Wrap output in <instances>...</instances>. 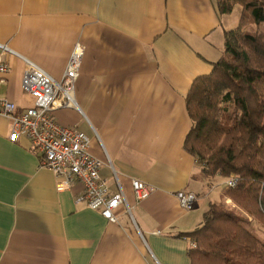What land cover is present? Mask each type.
Segmentation results:
<instances>
[{"label": "crops", "instance_id": "0c3cea01", "mask_svg": "<svg viewBox=\"0 0 264 264\" xmlns=\"http://www.w3.org/2000/svg\"><path fill=\"white\" fill-rule=\"evenodd\" d=\"M222 13L219 0H0V43L62 78L77 43L84 47L75 97L79 110L55 118L85 131L92 153L111 159L132 207L112 222L77 198L83 185L58 191L30 140L10 139L0 117V264H192L193 241L227 177H205L185 148L193 122L187 95L225 52L226 32L242 7ZM12 67L1 96L33 105L23 88L24 63ZM102 176L118 190L110 166ZM153 187L137 200L132 179ZM180 191L197 196L193 209ZM252 219V218H250Z\"/></svg>", "mask_w": 264, "mask_h": 264}, {"label": "trees", "instance_id": "16d2710c", "mask_svg": "<svg viewBox=\"0 0 264 264\" xmlns=\"http://www.w3.org/2000/svg\"><path fill=\"white\" fill-rule=\"evenodd\" d=\"M236 5L240 23L226 32L223 56L187 95L193 125L185 148L205 177L240 178L223 196L248 217L224 201L210 203L202 225L186 233L195 242L192 264H264V239L253 229V220L264 226V0H219L222 13Z\"/></svg>", "mask_w": 264, "mask_h": 264}, {"label": "built area", "instance_id": "2783aa9c", "mask_svg": "<svg viewBox=\"0 0 264 264\" xmlns=\"http://www.w3.org/2000/svg\"><path fill=\"white\" fill-rule=\"evenodd\" d=\"M85 47L77 43L70 55L62 78L49 74L37 63L0 43V90L11 72L6 55L19 57L24 63L23 88L25 93L33 98V105L20 109L18 105L0 93V117L5 118L10 125V139L17 141L20 137L30 140L33 148L41 155V165L52 170L56 178L58 191L69 190L81 183L83 192L77 201L84 202L91 209L100 211L112 222L119 221L116 211L124 207L132 215V207L118 179L111 159L96 157L91 151L92 138L88 133L74 126L62 125L55 118V112L60 109L74 108L79 110L75 97L76 81ZM110 166L118 190L113 192L109 181L102 176V168ZM240 178L230 176L225 185L234 188ZM133 191L139 201L147 197L153 187L144 181L133 178ZM178 197L186 210H191L197 200L192 192L180 191ZM260 208L264 213V192L260 197ZM195 246V242H191Z\"/></svg>", "mask_w": 264, "mask_h": 264}, {"label": "rangeland", "instance_id": "374dc122", "mask_svg": "<svg viewBox=\"0 0 264 264\" xmlns=\"http://www.w3.org/2000/svg\"><path fill=\"white\" fill-rule=\"evenodd\" d=\"M237 9H240V6H237ZM263 192V191H262ZM261 192V193H262ZM227 204V203H226ZM228 207L232 210H235L237 212H240L241 214H243L244 216L248 217V214L246 212H244V210L242 208H240L239 206H237V204H235V202L232 200V203L227 204ZM254 221V225H253V229L254 231L261 237L264 239V226L263 224L259 221V220H253Z\"/></svg>", "mask_w": 264, "mask_h": 264}]
</instances>
